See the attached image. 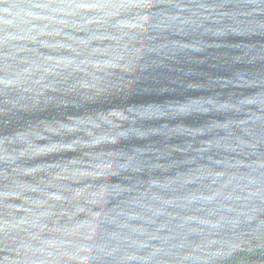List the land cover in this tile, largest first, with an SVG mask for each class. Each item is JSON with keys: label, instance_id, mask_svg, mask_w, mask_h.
I'll return each instance as SVG.
<instances>
[{"label": "water", "instance_id": "water-1", "mask_svg": "<svg viewBox=\"0 0 264 264\" xmlns=\"http://www.w3.org/2000/svg\"><path fill=\"white\" fill-rule=\"evenodd\" d=\"M0 264H264V0H0Z\"/></svg>", "mask_w": 264, "mask_h": 264}]
</instances>
